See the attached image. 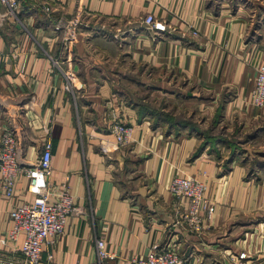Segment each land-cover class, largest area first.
<instances>
[{
  "label": "crops",
  "instance_id": "0c3cea01",
  "mask_svg": "<svg viewBox=\"0 0 264 264\" xmlns=\"http://www.w3.org/2000/svg\"><path fill=\"white\" fill-rule=\"evenodd\" d=\"M16 1L11 15L0 3V132L14 131L20 167L33 162L49 133L48 179L67 175L74 207L37 264H96V237L114 253L100 264H136L165 242L188 264H235L228 255L241 251L243 263L264 264V177H245L239 161L196 153L193 134L152 126L123 83L138 67L146 80L159 77L160 90L172 82L188 86L203 108L220 102L226 117L247 115L254 67L264 62V20L255 14L263 0ZM146 14L167 31L145 30ZM67 20L75 23L69 40L53 31ZM115 120L131 127L130 142L103 154L99 142ZM174 175L202 180L214 204L198 235L173 224ZM31 199L23 175L12 197L0 191V237L10 227L9 211ZM16 248L0 244V264H23Z\"/></svg>",
  "mask_w": 264,
  "mask_h": 264
},
{
  "label": "built area",
  "instance_id": "2783aa9c",
  "mask_svg": "<svg viewBox=\"0 0 264 264\" xmlns=\"http://www.w3.org/2000/svg\"><path fill=\"white\" fill-rule=\"evenodd\" d=\"M5 7L4 15L13 14L18 8L16 0H0ZM41 10L48 14L50 6L42 3ZM74 24L71 20L56 22L53 31L62 30L65 40H69ZM142 27L150 33L164 34L167 27L164 22L146 14L141 18ZM195 34L194 32H192ZM67 88V85L65 86ZM250 104L256 110L264 109V62L254 68ZM131 138V127L120 120L111 123L106 139L99 142L101 153L107 154L127 145ZM51 141L45 131L40 152L32 163L20 167V152L13 130L4 128L0 132V191L10 198L19 175L27 179V187L32 195L29 202H24L9 211L10 227L0 237V244L13 243L15 253L21 256L23 264H37L43 247L50 245L60 236L65 228L67 216L74 210L72 196L67 184L68 177L61 182L49 181L51 172ZM168 192L173 202L175 213L174 225L186 232L200 234L206 228L214 211L213 202L205 196V184L191 176L174 175L169 182ZM114 253L107 250L101 237L94 239L95 263L113 258ZM235 264H245L248 256L241 251L228 255ZM51 258L50 254L46 255ZM136 264H188L186 258L178 255L173 242H165L158 248L152 245L146 255L135 260Z\"/></svg>",
  "mask_w": 264,
  "mask_h": 264
},
{
  "label": "rangeland",
  "instance_id": "374dc122",
  "mask_svg": "<svg viewBox=\"0 0 264 264\" xmlns=\"http://www.w3.org/2000/svg\"><path fill=\"white\" fill-rule=\"evenodd\" d=\"M261 3V7H255L257 21L264 20V0ZM259 62L262 61L256 65ZM134 70L138 72L136 77L129 70L124 73L125 94L139 105V110L143 109V114L148 115L152 122L155 121L163 129L176 131L178 128V132H188L186 125L179 126L183 121L197 125L195 131L191 130L197 137L200 150L211 152L224 164L233 160L243 163L247 178L264 177V109L256 110L250 104L247 115L232 114L226 117L220 102L210 111L200 106L199 97L191 98L188 86L179 89L172 82L167 84L168 90L163 91L157 87L159 77L146 80L142 70L138 67ZM126 75L133 77L132 81Z\"/></svg>",
  "mask_w": 264,
  "mask_h": 264
},
{
  "label": "trees",
  "instance_id": "16d2710c",
  "mask_svg": "<svg viewBox=\"0 0 264 264\" xmlns=\"http://www.w3.org/2000/svg\"><path fill=\"white\" fill-rule=\"evenodd\" d=\"M142 110V111H141ZM140 111H141V113L143 114V109H141ZM156 118V117H155ZM156 120V119H155ZM181 122V121H180ZM186 122L185 121H183V122H181L180 124H179V126H183V125H186V127L188 128V132H186V133H188V134H194L193 132H192V130L193 131H195L196 130V128L195 127H197V125H192L191 123H188V124H185ZM152 126H156V125H158V124H156L155 123V121H153L152 123ZM173 126H176V125H173ZM185 128V127H184ZM192 129V130H191ZM167 132H170L171 130H168V129H165ZM172 130H174V129H172ZM178 128H176V131H173L174 133H177L178 131ZM200 145L198 146V148H197V151H196V153L197 152H199L200 151ZM195 153V154H196Z\"/></svg>",
  "mask_w": 264,
  "mask_h": 264
}]
</instances>
